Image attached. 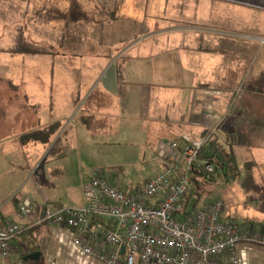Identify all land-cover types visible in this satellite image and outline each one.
Instances as JSON below:
<instances>
[{
    "label": "rangeland",
    "instance_id": "obj_1",
    "mask_svg": "<svg viewBox=\"0 0 264 264\" xmlns=\"http://www.w3.org/2000/svg\"><path fill=\"white\" fill-rule=\"evenodd\" d=\"M162 2L173 5L172 0ZM63 3L51 9L48 6L47 16L38 17L33 10L25 9L21 0H0V116H12L17 102L29 98L44 120L47 114L53 113L59 122L61 115L65 127L69 121L67 118L71 120L73 114L80 117L81 104L73 107L72 103L63 101L89 93L94 94L92 100H95L100 92L96 87L97 77L112 57L114 62L122 58L123 68L143 47L147 50L167 49L174 44L170 39L176 33L170 30L169 13L166 11L165 14L164 8L160 12L155 1V6L151 0L145 8H140L138 0H121L115 4H120L121 9L98 13L96 8L104 9L106 4L82 6L77 1L78 7L72 10L81 20L77 24L79 28L74 25L68 28L71 30H64V27L71 25L66 20L72 6L67 1ZM56 15H63L58 19L63 22L58 24ZM90 26L94 32L96 29L92 36ZM22 44L34 52L17 54L15 51ZM213 67L214 64L211 72L216 81L212 83L210 97L223 101L225 114H230L229 139H225L228 138L226 135L222 141L234 146L241 174L231 181L217 176L212 184L195 186L196 193L189 210L195 203L201 207L205 202L219 199L225 209V221L264 233V46L260 45L256 54L250 57L248 70L245 65L244 73L231 71L232 65L219 69ZM254 80L260 82L256 88L251 83ZM163 83L172 84L167 79ZM146 89L135 92V102L129 111L140 117L146 128L134 131L123 128L120 134L110 133L99 138L97 145V141L84 136L80 129L72 128L60 141V146L71 145L66 173L52 178L50 184L46 183L49 180H45L41 170L33 179L27 178L30 169L38 163L39 151L46 147L42 146L41 150L30 146L35 143L20 139L15 142L10 135L0 136V167L5 170L0 171V211L15 207L16 201H28L36 206L38 202H44L47 195L65 207L81 206L82 186L93 172L113 181L124 192H132L170 165V145L182 140L179 137L182 129L194 126L196 130L190 135L191 144L199 142V127L193 125L190 116L189 93H180L175 87L165 91ZM133 105L135 112L131 111ZM3 111L7 115H2ZM137 116V121L134 115L131 117L134 122L129 120V123L141 124ZM9 123L10 120L5 119L4 124ZM249 162L254 165L251 168L253 176L246 167ZM81 163L85 166L84 176L79 166ZM15 211L18 212L17 208ZM19 215L23 217L20 211ZM57 237L54 234L40 242L43 247L47 244L53 247ZM199 257L198 253L193 255L196 261Z\"/></svg>",
    "mask_w": 264,
    "mask_h": 264
},
{
    "label": "crops",
    "instance_id": "obj_2",
    "mask_svg": "<svg viewBox=\"0 0 264 264\" xmlns=\"http://www.w3.org/2000/svg\"><path fill=\"white\" fill-rule=\"evenodd\" d=\"M21 1L25 9L33 10L38 17H41V15L47 16L48 6L51 9L54 8V5L60 6L62 2L67 1L72 8L67 16L66 23H71V25L64 27V30H71L68 28L77 25L81 20L80 17L74 16L72 10L77 5V1L81 2L82 6L84 4L90 6L91 4H106L104 9L97 7V13L100 11L106 12L109 9H121L120 4L115 5L121 0ZM138 1L140 3L139 7L145 8L151 0L149 3H147L148 0ZM154 1L160 12H162L161 8H164L165 14L166 11L169 13L168 24L171 27L170 30L176 33L170 39L174 44L167 49L155 48L154 50L150 49L151 51L143 47L121 69L120 75L123 80H120L119 77V67L123 66L121 63L122 58L118 62H114V57H112L111 61L103 66V70L97 77L96 87L100 92L95 100H92L94 94L89 93L81 97L71 96L68 101H63L67 104L72 103L73 107H77V103L80 102V117L73 114L74 117H71V120L67 118L69 121L67 120L65 127L63 126L64 117L61 115L59 116V122H57V118L53 116V113L47 114L46 120H44L38 107L34 106V102L29 98L17 102L12 116H0V136L10 135L11 138L14 137L15 142L17 139L21 140L22 136L27 133L56 125L54 133L51 134L47 142H27L35 143L30 146H36L41 150L42 146L46 147L45 150L43 148L42 151H39L38 163L34 165L33 169H30L31 171L27 175L28 180L33 179L41 170L45 180H49L46 183L50 184L53 181L52 178H58L66 173V160L70 156L69 148L71 145L63 144L60 146V141L74 127L80 129L84 136H89V139L97 141L96 145L99 143V138H103L105 135L109 136L110 133L120 134L123 128L130 131L140 127L146 128L147 125L140 120V117L129 112L131 104L135 102V92L146 88L165 91L167 88L175 87L180 93H189L190 116L193 125L196 124L199 127V137L197 138L200 139L199 142L209 138L210 134H214L221 141L226 135L228 138L225 139H229L227 129L230 128V121L228 120L230 114H225L226 109L223 101L214 100L210 97L213 90L212 83L216 81V78L212 77V65L214 64L213 69L232 65L231 71L237 73H244L248 70L250 57L256 54L257 50L260 49V45L264 46V0H172V6L171 2L163 3L162 0H152V6H155ZM108 4L110 5L108 6ZM166 4L168 7H165ZM169 10L171 11L169 12ZM55 17L58 24L60 21L63 22V20H58L63 15H56ZM92 30L90 31L91 36L96 32V29L95 32ZM80 31H78V34H80ZM62 36L65 38V35ZM257 77H259L258 74ZM166 79L172 82L170 86L163 83ZM258 81L251 82L254 88L260 83ZM131 96H133V99H131ZM51 102H53V99ZM134 106L131 109L132 112H135ZM4 114L7 115L3 111L2 115ZM134 115V120L137 121V116L141 124L129 123ZM5 119L10 120V123L4 124ZM134 120L132 121L134 122ZM194 130H196L194 126L192 129H189V127L182 129V133L179 135L182 140L178 142L191 144L193 141H191L192 136L190 135L193 134L192 131ZM78 133H80L79 130ZM78 146L82 147L81 143H78ZM232 147L235 151L234 146ZM46 163L48 164L46 165ZM249 163L252 168L254 165L252 162ZM79 166L83 169L82 176H84L85 166L82 163ZM0 171L4 172L5 170L0 167ZM251 176H253V172ZM48 196L44 197V202H38L36 205L37 218L41 216L45 203L64 205L57 201L53 202ZM14 203L15 207L6 209L5 212L0 211V218L12 219L11 221L16 219L23 227V231H28V233L27 237L21 233L15 238L11 259L7 264H44V262H46L45 264H101L94 258L86 256L74 245L73 240L76 237L74 230L72 231L65 226L54 227L56 225L45 227V224L26 228L28 221L19 215L21 201ZM79 205L81 206H77V208L85 205L83 193ZM15 208L18 212L15 211ZM260 233L264 237V233ZM54 234L58 235V241L55 245L51 247L50 244H47L43 247V243L40 242L41 239H47ZM32 247L38 248L34 252H39L41 257L39 260L25 262L22 252L33 253L30 252ZM237 251L242 259L247 257L245 260L243 259L244 264H264V246L262 245L240 244ZM221 259H224L221 261L222 264H229L228 259L225 257Z\"/></svg>",
    "mask_w": 264,
    "mask_h": 264
},
{
    "label": "built area",
    "instance_id": "obj_3",
    "mask_svg": "<svg viewBox=\"0 0 264 264\" xmlns=\"http://www.w3.org/2000/svg\"><path fill=\"white\" fill-rule=\"evenodd\" d=\"M202 145L172 142L170 165L131 193L93 172L82 186L83 207L45 203L37 218V206L21 203L26 228L39 224L71 228L76 233L74 245L105 264H222L217 259L222 257L230 264H243L238 245L264 246V237L223 220L225 209L219 199L209 201L189 220L183 219L193 177L209 176L214 169L212 163L199 159ZM93 217L115 222L116 229L95 230ZM23 232L19 222L0 218V264L9 262L13 242ZM195 253L200 255L197 261Z\"/></svg>",
    "mask_w": 264,
    "mask_h": 264
},
{
    "label": "trees",
    "instance_id": "obj_4",
    "mask_svg": "<svg viewBox=\"0 0 264 264\" xmlns=\"http://www.w3.org/2000/svg\"><path fill=\"white\" fill-rule=\"evenodd\" d=\"M39 13V12H38ZM37 13V14H38ZM18 53H27L31 54L34 50L32 48L30 49L26 45L22 44L19 45L17 50L15 51ZM119 77L120 80H123V77L121 74L122 67H119ZM56 128V125L54 126H47L45 129H41L35 132L27 133L22 136L21 140L24 142H47L51 134L54 133V129ZM200 160L208 161L209 163H212L214 166V169L212 173L208 176L204 174L202 177H193L192 180V189L188 193L186 197V205H187V213L183 216L184 220H189V218L193 217L196 212H198L199 209L204 207L208 202H205L201 205V207L197 206V203L194 204L193 209L189 210V204L191 203V199L193 197V194L196 193L195 186H205L207 183H211L215 181L216 177H225L226 180H233L236 179L240 174V166H239V159L237 158V155L233 149L232 146H229L223 141H221L217 136L214 134H210V137L207 138V140L202 145V150L199 155ZM248 163V169L250 170L249 173L252 175L251 167ZM248 173V174H249ZM16 198H14L13 201H15ZM91 227L95 230H105V231H111L116 229L115 222L106 220L104 218L100 217H93L91 220ZM33 229V228H32ZM28 233L23 232L22 235L26 236ZM27 237V236H26ZM104 234L101 235V242L103 241ZM37 247H32L30 252L37 251ZM28 252H22V256L26 257Z\"/></svg>",
    "mask_w": 264,
    "mask_h": 264
},
{
    "label": "water",
    "instance_id": "obj_5",
    "mask_svg": "<svg viewBox=\"0 0 264 264\" xmlns=\"http://www.w3.org/2000/svg\"><path fill=\"white\" fill-rule=\"evenodd\" d=\"M122 254L125 253L124 248L121 250ZM41 257V254L39 252H33L28 254L27 257L24 258L25 262H28L29 260H39Z\"/></svg>",
    "mask_w": 264,
    "mask_h": 264
},
{
    "label": "bare ground",
    "instance_id": "obj_6",
    "mask_svg": "<svg viewBox=\"0 0 264 264\" xmlns=\"http://www.w3.org/2000/svg\"><path fill=\"white\" fill-rule=\"evenodd\" d=\"M207 139H204L203 141H201V142H197V143H194V144H196V145H198V143H204L205 141H206ZM178 142V141H177ZM203 175H199V176H197V177H202ZM69 229H71V228H69ZM72 231H73V229H71ZM82 252V251H81ZM30 254V253H29ZM28 256V255H27ZM26 256V257H27ZM87 256V255H86ZM89 257V256H88ZM92 258H94L95 260H97L99 263H101L98 259H96L95 257H93V256H91ZM101 264H105V263H101Z\"/></svg>",
    "mask_w": 264,
    "mask_h": 264
}]
</instances>
